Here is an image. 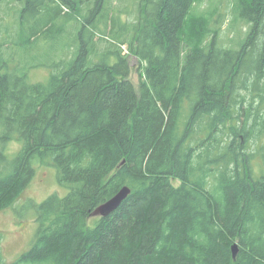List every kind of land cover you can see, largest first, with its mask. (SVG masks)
Here are the masks:
<instances>
[{
	"label": "trees",
	"instance_id": "16d2710c",
	"mask_svg": "<svg viewBox=\"0 0 264 264\" xmlns=\"http://www.w3.org/2000/svg\"><path fill=\"white\" fill-rule=\"evenodd\" d=\"M12 1L24 45L62 17L80 25L74 60L47 82L0 66V212L19 204L37 165L55 166L66 188L31 203L38 228L16 259L0 232V264H264V0H234L249 26L238 48L196 14L203 0H139L128 28H118L128 11L106 0ZM125 186L119 208L93 215Z\"/></svg>",
	"mask_w": 264,
	"mask_h": 264
},
{
	"label": "rangeland",
	"instance_id": "374dc122",
	"mask_svg": "<svg viewBox=\"0 0 264 264\" xmlns=\"http://www.w3.org/2000/svg\"><path fill=\"white\" fill-rule=\"evenodd\" d=\"M95 1L87 0L85 3H91V8H94ZM138 2L139 0H106L107 6H111L110 8L113 9V11H115V9L128 11V13H125V16L121 15V17H119V20L123 22V24H119L118 28H128L130 26L127 23L128 20H130V13L134 14L131 20L134 22L136 21L137 18L135 17H138ZM233 5L234 0H203V2L196 4L195 12L196 14L203 15L209 23V26L212 27L211 29L215 28L219 30V37L224 46L238 48L239 42L245 37V33L249 26L244 21L234 18ZM9 6L14 9H10V11L6 12V17L2 14L5 19L4 21H0V29H2L0 32V36L2 37L0 44L5 41L6 46L9 45L8 48H5L6 53L4 54V56L9 57L5 58L6 60H4L0 66H3L5 71L9 70L12 72L17 68L16 71L19 74L27 73L31 83L47 82L51 73L55 71V65L57 63L67 61L70 64L74 60L76 48L78 46L76 29L80 23L74 18L72 21H68L66 17H62L63 19L60 18L59 20L58 17H54L55 20L58 21L47 36L40 37L39 40L32 45H24L18 41V39L24 40L23 36L21 37L20 34L12 30L13 28L18 30V28L23 26V24L18 22L20 17H22V14H18L19 4L10 0ZM4 8L6 7L3 6L2 9ZM65 10L68 11V9ZM47 11L49 16L57 14L55 5L48 7ZM27 15L28 18L31 17V15ZM209 18L210 20H208ZM108 19L110 20L108 25L112 26V18L109 17ZM28 22H32V19ZM32 23H36V21ZM32 23L27 25V27L32 28L34 26ZM8 33L12 35L10 36ZM3 34L5 35V40ZM6 36L10 38L8 39ZM96 40H98L101 46L104 47L106 45V42L100 41L99 37H96ZM124 50L125 53L128 52L126 47ZM130 65V78L135 85L138 86L140 81L139 71L141 62L136 56L131 55ZM1 132L2 126L0 123V134ZM20 146L21 144L17 140L13 141L8 146L11 158L14 157V153L19 150ZM261 162V158L257 157L254 166L259 168ZM35 168V177L18 201L19 204L21 203V206L18 204L20 206L18 211H15L18 205H15V208L0 212V232L3 235L1 244L4 255L8 261L16 259L23 251L28 249L36 233V229L38 228L35 208L31 206V203L40 204L53 193H59L61 196L66 194H64L66 188L59 185L57 179L58 172L55 166L45 164L37 165ZM176 184H178V182H176Z\"/></svg>",
	"mask_w": 264,
	"mask_h": 264
},
{
	"label": "water",
	"instance_id": "95a60500",
	"mask_svg": "<svg viewBox=\"0 0 264 264\" xmlns=\"http://www.w3.org/2000/svg\"><path fill=\"white\" fill-rule=\"evenodd\" d=\"M123 163H125V160H123L122 164ZM130 193L131 190L128 186L123 187L115 196L99 205L93 212V215H100L103 217L110 215L112 212H114L117 208L121 206L123 201L129 196ZM233 252L236 256L238 252L237 243L233 245Z\"/></svg>",
	"mask_w": 264,
	"mask_h": 264
},
{
	"label": "bare ground",
	"instance_id": "6f19581e",
	"mask_svg": "<svg viewBox=\"0 0 264 264\" xmlns=\"http://www.w3.org/2000/svg\"><path fill=\"white\" fill-rule=\"evenodd\" d=\"M66 4V3H65ZM67 5V4H66Z\"/></svg>",
	"mask_w": 264,
	"mask_h": 264
}]
</instances>
